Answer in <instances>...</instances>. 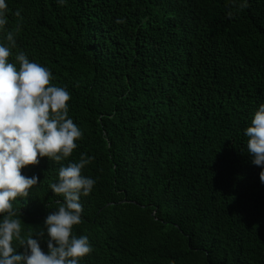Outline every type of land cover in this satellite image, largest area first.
Here are the masks:
<instances>
[{
  "label": "trees",
  "instance_id": "16d2710c",
  "mask_svg": "<svg viewBox=\"0 0 264 264\" xmlns=\"http://www.w3.org/2000/svg\"><path fill=\"white\" fill-rule=\"evenodd\" d=\"M6 4V30L20 26L10 62L23 51L47 67L83 133L71 157L22 170L41 182L13 202L22 236L43 229L48 252L63 201L49 184L86 154L80 264H264V167L245 135L264 105V0Z\"/></svg>",
  "mask_w": 264,
  "mask_h": 264
},
{
  "label": "clouds",
  "instance_id": "9594fccd",
  "mask_svg": "<svg viewBox=\"0 0 264 264\" xmlns=\"http://www.w3.org/2000/svg\"><path fill=\"white\" fill-rule=\"evenodd\" d=\"M58 3L62 6L65 0ZM7 11L6 0H0V31L6 33L7 40V44L0 43V264H80L93 251L87 236L73 233L74 227L83 222L81 196H89L96 183L82 174L93 158L81 154L78 162L60 167L58 182L49 184L63 201L57 202L58 209L50 211L45 220L47 253L34 238L43 239L44 230L23 237L22 213L13 207V202L28 197L30 190L41 183L39 176H25L22 170L39 165L41 158L60 162L71 157L83 133L69 117L71 93L52 84L53 74L47 67L30 61L23 51L15 56L19 67L10 62L20 26L6 30ZM15 14L19 16L20 12ZM245 135L252 163L264 167V105L255 113ZM260 180L264 182V171Z\"/></svg>",
  "mask_w": 264,
  "mask_h": 264
}]
</instances>
